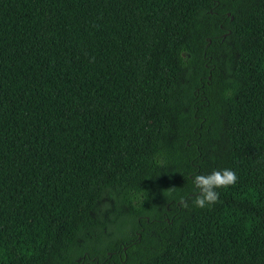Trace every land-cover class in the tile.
<instances>
[{
  "label": "trees",
  "instance_id": "1",
  "mask_svg": "<svg viewBox=\"0 0 264 264\" xmlns=\"http://www.w3.org/2000/svg\"><path fill=\"white\" fill-rule=\"evenodd\" d=\"M0 264H264V0H0Z\"/></svg>",
  "mask_w": 264,
  "mask_h": 264
},
{
  "label": "clouds",
  "instance_id": "2",
  "mask_svg": "<svg viewBox=\"0 0 264 264\" xmlns=\"http://www.w3.org/2000/svg\"><path fill=\"white\" fill-rule=\"evenodd\" d=\"M238 176L231 169L215 170L211 174H197L192 178V183L198 189L193 203L196 207L204 208L219 201L220 193L217 189L227 188L236 184Z\"/></svg>",
  "mask_w": 264,
  "mask_h": 264
}]
</instances>
